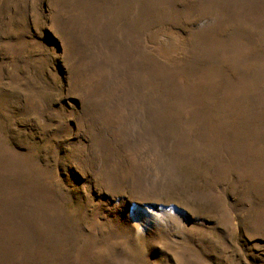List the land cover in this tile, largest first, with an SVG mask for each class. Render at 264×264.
Here are the masks:
<instances>
[{"label":"rangeland","instance_id":"1","mask_svg":"<svg viewBox=\"0 0 264 264\" xmlns=\"http://www.w3.org/2000/svg\"><path fill=\"white\" fill-rule=\"evenodd\" d=\"M0 264H264V0H0Z\"/></svg>","mask_w":264,"mask_h":264}]
</instances>
